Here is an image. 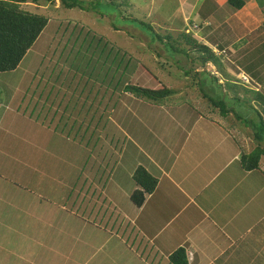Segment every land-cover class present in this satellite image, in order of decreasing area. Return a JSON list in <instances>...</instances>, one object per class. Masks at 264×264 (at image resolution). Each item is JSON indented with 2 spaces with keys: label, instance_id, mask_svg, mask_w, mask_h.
<instances>
[{
  "label": "rangeland",
  "instance_id": "rangeland-1",
  "mask_svg": "<svg viewBox=\"0 0 264 264\" xmlns=\"http://www.w3.org/2000/svg\"><path fill=\"white\" fill-rule=\"evenodd\" d=\"M110 1L84 0L85 8L94 7L89 13L79 8L56 10L59 0L53 7L30 3L22 6L47 15L49 23L20 68L0 74V264H151L155 249L175 250L181 243L175 230L165 231L167 235L153 251L154 243L145 232H160L157 227L163 221L159 211L165 219L177 214L181 194L174 191L139 212L130 201L132 192L139 188L133 180L139 167L160 180L159 169L184 180L194 167L213 164L227 173L233 169L232 184L236 187L250 181L239 163H226L236 149L246 153L255 147L253 128L249 126L237 134L234 125H241L232 116L223 118L203 98L198 81L206 82V92L213 86L228 108L236 114L252 116L258 127L260 120L255 110L264 115V91L261 103L254 102V95L244 93L245 86L240 81L235 82V87L231 83L224 86V77L213 65L204 70L198 63L190 64L184 59H178L176 65L167 58L162 44L151 42V33L120 17L133 13L151 24L160 36L177 37L178 32L189 30L201 43L207 40L214 44L225 37L227 43L223 45H233L223 57L232 62L237 56L243 59L245 51L237 52L243 43L235 44L236 38L222 37L219 30L206 37L204 27L199 25L202 20L189 17L196 7L204 14L212 12L213 2L210 5L205 0H190L180 7V0H119L120 8H116ZM216 3L217 17L235 13L223 0ZM258 34L253 36V46L258 44ZM255 48L249 46V50ZM115 58V68L107 71ZM232 62L225 61L226 71L236 67ZM185 70L198 74V80L186 76ZM119 74L124 83L154 91L168 87L178 94L153 104L129 98L130 93L121 90L122 83L116 88L117 95L101 87L104 79L115 87ZM247 82V89L252 88V81L248 78ZM83 90L92 97L99 93L103 101L99 110L82 96ZM48 95L49 104L59 105L63 96L66 103L55 113L50 139L31 136L28 119L36 121L42 116L41 109L48 103L39 99ZM239 107L243 110L239 111ZM90 109L100 114L99 144L91 146L95 137L92 141L84 139L86 142L69 141L82 128L81 122L87 119ZM110 115L113 121L106 125ZM49 121L50 117L45 122L47 126ZM216 121L223 124L219 127ZM229 131H235L236 143ZM252 181L264 201V173L255 170ZM124 214L137 217L121 224ZM217 214L222 217L219 211ZM244 253L237 256V264Z\"/></svg>",
  "mask_w": 264,
  "mask_h": 264
},
{
  "label": "crops",
  "instance_id": "crops-1",
  "mask_svg": "<svg viewBox=\"0 0 264 264\" xmlns=\"http://www.w3.org/2000/svg\"><path fill=\"white\" fill-rule=\"evenodd\" d=\"M180 1V7H182L190 0ZM216 1L217 0H205V2H208L210 5L213 2L212 5H214V8L212 12L209 11L204 14L200 9L196 11V7L193 11H191L189 17L202 20L203 23H200L199 25L204 27L206 37H208L210 32L219 30L222 37L226 35V37L229 38H236L235 44L243 43L244 46H242L237 52L244 50V58L238 59L237 56V59H234V62H232L233 59L231 60L230 58L227 59L223 57V53L226 50H232L233 45L230 44L227 47L223 45L227 43L225 42V37L218 43L214 44L206 40V43L204 44L208 45L215 52L219 49V53H216L221 58L220 60L223 65L227 60L236 66L227 68L230 80L235 79L239 81V76H247L249 80L252 81V90L255 89L256 91H259L260 89V91H264V2H261L260 4L256 0H244L246 4L243 9L234 11L235 13L233 15L226 18H219L216 14ZM58 8L59 7L55 9ZM214 22H217L218 26H214ZM255 33L260 34H258V44L253 46L255 43L253 40ZM210 44L213 46H210ZM249 46L256 48L249 50ZM259 57L261 59H258ZM24 60L25 59H23V61ZM23 61L21 63H23ZM20 66L21 65H19V67L13 72H16ZM247 68H250L251 72L248 71ZM230 69L236 71L233 73ZM26 76L29 75L26 74ZM123 84L125 87L127 82ZM104 88L106 91H113L115 95L119 94L116 87L114 88V83L108 81V84L104 86ZM121 90H124V88L122 87ZM80 93L83 97L91 100L93 102L92 105H95L98 110L100 109V104L103 101H100L98 98L99 93H97L94 97L90 96L91 93L87 94L85 90L80 91ZM125 95L127 94L125 93ZM49 97L50 96L48 95V98L43 97L39 99V102L48 103L41 109L43 112L42 116L36 121L32 118L28 119L30 123L28 126L29 135L31 136L38 134L39 136L43 135L44 138H51L50 133H53L51 125L55 120V113L60 112L66 102L64 101L63 96L59 105L56 106V102L49 104ZM128 97L132 98V96ZM78 110L79 104L77 105V111ZM111 110L112 106L108 109V112ZM99 116V113L95 114L93 110L90 109L86 117L87 119H91L93 117V121H86V118H84L83 122L80 121L82 128L76 135H71L69 141H72L73 143H76L79 140L86 142L84 139L92 141L95 137L91 146L99 144L101 139L100 131L98 130L100 121ZM49 117L50 126H47L45 122L49 119ZM105 120H103L104 123ZM112 121L113 119L110 115L106 125H110V122ZM215 123L219 124V127L221 123L223 124L221 121H216ZM231 124L233 123L231 122ZM234 126L237 127L235 130L237 134L240 132L242 133V131L244 133V128L237 125ZM235 131H229L234 143L238 140L233 137V133ZM62 132L64 133L63 130ZM67 136L68 135H65L64 139ZM240 155L241 153H239L238 149H236V153L230 160L227 161L226 166H228L231 162L238 163ZM263 162L264 157L261 160V170L264 168ZM155 168V170H158L157 163ZM159 171L162 173V180L152 175L158 180L157 187L153 194L147 197L144 205L138 209L139 212L144 209V207L153 206L152 203L154 201L161 202L162 200H165L171 193L173 195L174 191L180 192L182 204H176V209L178 210L177 214H173V217L168 219H165L159 211L158 217L163 221V224L161 227H156L160 230V232H145V234H147L149 240L154 243L151 247L152 251L156 248V244L161 243L162 237L167 235L165 234V231L171 232L172 229L177 232V235H179L178 239L181 240V243H179V246L175 250L169 252L162 251V249L158 248L155 249L153 256L151 257L150 255L152 258L151 264H171L169 261L170 255L180 247L187 251L189 264H237V256L242 254V252L246 253L242 256L243 259L240 264H264V201L261 199L262 196L259 194L257 185L252 181V173L245 172L249 178L248 180H250L248 185L236 187L232 184L234 180V170L230 169L229 173H227L226 171L218 170L213 164L205 167L200 164V167H194L188 172L189 178H185L184 180L178 179V175L176 174H169L168 171L164 172L160 169ZM217 211H219L222 217L217 214ZM135 217H137V215L124 214L121 224H123L126 219L135 220ZM156 220L157 218L155 219V224ZM197 233H199V238H197ZM214 237L215 239L211 240Z\"/></svg>",
  "mask_w": 264,
  "mask_h": 264
},
{
  "label": "trees",
  "instance_id": "trees-1",
  "mask_svg": "<svg viewBox=\"0 0 264 264\" xmlns=\"http://www.w3.org/2000/svg\"><path fill=\"white\" fill-rule=\"evenodd\" d=\"M118 1L119 0H112L109 4L111 6L116 5V8H120V5L117 4ZM223 1L235 11L243 9L246 4L244 0ZM59 2V9L79 8L83 12L84 10H87L88 13L92 9H94V7L91 6L85 8L82 3L84 2V0H59ZM28 3L34 4L36 6L50 5L53 7V5H55L56 3V0H0V74L13 72L19 67L23 59L26 57L27 53L33 48L40 35L43 33L49 23L47 15L33 13L22 8L23 5ZM120 17L123 20L131 21V23L143 27L145 30H147L148 33H151V42L153 41L152 43L155 44L158 41L160 44H162V50L166 54L167 58L170 61L175 62L176 65L179 64L178 59H184L187 63L190 64L198 63L204 70H206L208 66L213 65L216 67L217 72L219 71L224 77V86L231 83V85L235 87V82L237 80L233 79L235 82L233 80H230L228 73L224 68V65L221 63L220 57L217 55V53L208 45L201 43L198 39H196L189 30L178 32L177 37L174 35L160 36L156 33L151 24L139 20L134 16L133 13L126 16L120 14ZM82 28L84 32L90 33V31L86 30L85 27ZM114 28L118 29L116 27ZM77 38L78 40L83 39L79 36H77ZM87 39L88 37L86 38V40ZM116 61V58L110 61L107 71H113L111 68H115ZM247 70L250 71V68H247ZM184 74L186 76H191L193 80H198L199 77L198 74H194L190 70H185ZM119 75V81L117 83L115 82V87L118 88V85L122 83L124 91L130 93L132 99L134 98L139 101L160 104L166 101L168 98H172L173 96H176L178 94L177 91H174L168 87H163L154 91L146 88H141L136 85H131L128 81L127 85L124 87V78L122 74ZM213 76L214 75H212L211 77L215 81L218 80ZM210 79L211 78H209V81ZM204 83L206 82L203 81L202 83L201 81H198L201 95L205 100H207L209 104H211V106H213L214 109H216L220 113L223 118H229L230 116H232L236 119V122L241 125L242 128L248 129L249 126L253 128L251 131V135L253 137L252 141L254 142L255 147L250 153H241L238 161L241 169L244 172L248 173H252L255 170L262 171L261 160L264 157V115L262 116L260 114V111L257 112V109L255 110L260 120V126L258 127L253 123L252 116L241 113L236 114V111L233 108H228L227 102L224 99L218 97L219 94H215V88L213 86L211 88H207L206 92L205 89H203L205 87ZM213 83L214 81L212 82V84ZM107 84L108 81L104 79L101 82V87L106 86ZM196 84L197 83H195V85ZM242 85L246 87L243 88L244 93L253 94L254 102L261 103V99L263 98L261 94L262 91L247 89V85H245L244 83H242ZM219 86L221 85L219 84ZM238 102L240 103V100ZM250 108L254 110L253 106H250ZM238 109L239 111L243 110L240 107ZM243 119L247 121H244ZM243 125L245 127H243ZM133 180L139 188L132 192V194L130 195V201L132 202L134 207L139 209L144 205L147 197L153 194V192L155 191L158 180L142 167L138 168V171L133 176ZM169 261L171 264H189L187 251L182 247L178 248L170 255Z\"/></svg>",
  "mask_w": 264,
  "mask_h": 264
},
{
  "label": "clouds",
  "instance_id": "clouds-1",
  "mask_svg": "<svg viewBox=\"0 0 264 264\" xmlns=\"http://www.w3.org/2000/svg\"><path fill=\"white\" fill-rule=\"evenodd\" d=\"M239 78H240L239 81H241V82L244 83L245 85L250 84L249 82H244V81L242 80V76H240ZM250 86H251V85H250ZM250 89H252V88H250Z\"/></svg>",
  "mask_w": 264,
  "mask_h": 264
},
{
  "label": "built area",
  "instance_id": "built-area-1",
  "mask_svg": "<svg viewBox=\"0 0 264 264\" xmlns=\"http://www.w3.org/2000/svg\"><path fill=\"white\" fill-rule=\"evenodd\" d=\"M242 80H243L244 82H247V81H248V77H246V76H242Z\"/></svg>",
  "mask_w": 264,
  "mask_h": 264
}]
</instances>
